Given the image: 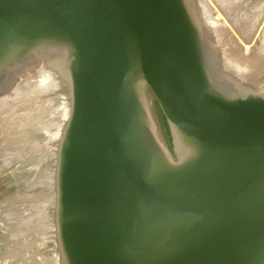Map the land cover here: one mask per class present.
Returning <instances> with one entry per match:
<instances>
[{
    "label": "water",
    "instance_id": "obj_1",
    "mask_svg": "<svg viewBox=\"0 0 264 264\" xmlns=\"http://www.w3.org/2000/svg\"><path fill=\"white\" fill-rule=\"evenodd\" d=\"M40 65L71 104L60 264H264V96L193 0H0V96Z\"/></svg>",
    "mask_w": 264,
    "mask_h": 264
},
{
    "label": "bare ground",
    "instance_id": "obj_2",
    "mask_svg": "<svg viewBox=\"0 0 264 264\" xmlns=\"http://www.w3.org/2000/svg\"><path fill=\"white\" fill-rule=\"evenodd\" d=\"M252 2H253L252 0H197V2L195 1L196 6L198 5L199 10L197 9V12L199 11L198 15L200 16V19L202 20L206 29L212 35L214 42L216 44V48L221 52V61L223 63L222 64L223 70L229 76H232V77L237 76L241 78L240 80H242V82L245 83L244 86L246 87H249V86L251 87V85L248 86L247 83L249 84L251 83V81L256 83V79L258 77H261L260 76L261 73L262 75L264 74V0H255L253 4H250ZM23 77H24L23 81H26V80L29 81L30 79L36 78L35 81L31 80L32 83L28 85L29 86V88L27 89L28 91H22L21 86L23 84L22 85H19V84H21V82L23 81L20 79V82L14 86L12 91L0 96V128H1L0 129V160L3 159V165L0 166V174L3 171H5V168L7 166L11 167L13 163L15 164L21 161L24 158V155H26V153L23 155L24 151L26 150V146L20 145L22 143L20 141L23 140L22 137H24L25 132L28 131V129L27 130L25 129H26V126L28 127V125L30 124L28 122V120L30 119V118L28 119L30 114L29 115L26 114L27 115L26 116L24 115L26 111H23L24 113L23 115H21L22 113L19 114L17 112L18 109H20L22 106H25L23 105L25 104L23 98L27 96L29 97L32 93L36 91H38L39 93L46 92L49 89L57 90L55 88L58 87L57 85H55L56 83L54 84V79H53L54 76L52 72H50L45 67V65H40L36 70H33L32 72L28 73L27 75ZM261 78H264V77L262 76ZM253 89L255 90V88ZM65 100L69 101V102L62 103V106L65 109L64 114H66V119L64 120H66L67 122L71 114L70 113L71 104H70L69 94H68V98L67 99L65 98ZM22 108H23L22 110L25 109L24 107ZM26 108H29V106ZM28 112L31 113V111H27V113ZM60 124L63 125L66 123H63V124L60 123ZM59 127H61V129L63 130L62 126H59ZM57 134L60 135L61 133L59 134L57 132ZM10 135L12 136V138L15 139V143L12 144L13 146L11 144L8 145L7 144L8 142L5 141V138H7L6 140H8L9 139L8 137ZM26 135L28 136L29 134L27 133ZM56 136L57 135L55 134V138ZM18 142L20 144H18ZM54 146L56 148L58 147V144L56 143ZM55 180L56 178H53L51 181V184L56 185ZM22 200L28 201V202L31 201V199L29 198H22V199L13 198L9 200L8 203H10V208L11 207L12 208L9 213L3 214L2 217L0 218L2 220L3 219L9 220L10 222H13V223L17 222V225H19V227L24 228L23 225H26V223L23 224L24 221H34L35 213L37 215H40L41 213L45 211L43 207L38 212L37 211L35 212L34 206L37 205L38 203L35 202L34 204V201H31V203H23ZM35 200L37 201L38 199H35ZM42 202L43 200L41 201V203ZM3 203L8 204L7 202L6 203L3 202ZM4 215H5V218H4ZM53 216L55 217V214ZM54 217L53 219H55ZM13 218H15L16 222ZM51 218L49 217V219ZM45 221H47V219ZM53 222L52 221L47 222L46 224L50 223L48 227L51 228L50 229L52 230L51 233L53 232L52 237H55L57 234V232H55L56 223H53ZM17 235H20V234L18 232L15 233L14 238H16ZM24 252L26 251H21V250L18 251L19 254L17 253V256L23 257ZM8 254L10 256L11 253L8 252L7 255ZM31 261L34 262V258H32ZM35 263L36 264H47V263L60 264V257L57 256L55 259L51 258L48 260H42L40 258H36Z\"/></svg>",
    "mask_w": 264,
    "mask_h": 264
},
{
    "label": "rangeland",
    "instance_id": "obj_3",
    "mask_svg": "<svg viewBox=\"0 0 264 264\" xmlns=\"http://www.w3.org/2000/svg\"><path fill=\"white\" fill-rule=\"evenodd\" d=\"M193 1L197 2V0H193ZM197 9H198V5H197ZM52 74L54 76L53 78L54 84L56 83L55 85L58 86L57 88H55L57 90L49 89L46 92H40L41 94L43 93L42 95L38 91H36L32 93L29 97L27 96L23 98L24 103H25L23 105L25 106H22V107H24L25 109L22 110L23 108L21 107L20 109L17 110V112L19 114L22 113L21 115L24 114L23 111H26L24 115L30 114V116L28 117V119L30 118L28 120L30 124L28 125V127L26 126L25 130L28 129V131L26 132L24 131L25 135L24 137H22L23 140L20 141L22 143L20 144L18 142V144L26 146V150L23 153V155L25 153L26 155H24V158L21 161L15 164L13 163L11 167L7 166L6 167L7 169L5 168V171H3L0 174V194L2 195L0 196V217H2V215L5 213L10 212L12 207L10 208V203H8V201L13 198L15 199L16 198H20V199L29 198L31 199V201H34V204L35 202L38 203L37 205L34 206L35 212L36 211L38 212L43 207L45 211L40 214L41 217L40 215H37L34 212L35 213L34 221H24L23 224L26 223V225H23L24 228L19 227V225H17L15 218L13 219L15 220L16 223L3 219L5 221L4 222L0 218V264H36L35 263L36 258H40L42 260H48L51 258L55 259L57 256L60 257V263H61V256H60L58 245H57V234L55 237H52L53 232L51 233L52 230H50L51 228L48 227L50 223L48 224L46 223L51 222V221L52 222L54 221L53 223H55V219H53L54 217L53 215L55 213L54 203H56V200H55L56 199V191H55L56 185L51 184V181L53 178H56V158H57L58 147L55 148L54 145L56 143L59 144L58 141L60 140L62 136V129L59 126H62L63 128V126L65 125L63 123H66V120H64L66 119V114H64L65 109L63 108L62 103L69 102V101L65 100V98L66 99L68 98V93L66 92V89L64 88L61 79L58 78V76L54 72H52ZM260 76L264 77V74L262 75L261 73ZM261 77H258L259 79L255 78L256 83L251 81V83L253 84L247 83V85L248 86L251 85L252 88L249 86L248 87L249 89H252L253 91H256L257 93H260L264 96V78H261ZM23 79L24 77L21 78L22 81ZM33 79H30L29 81L28 80L23 81L21 82V84H19V85L23 84L21 86L22 91H28L27 90L29 88L28 85L32 83L31 80L35 81L36 78L34 80ZM238 80H239V77H238ZM240 82H242V80ZM253 88H255V90ZM28 106L29 108H26ZM27 111H31L32 114L30 112L27 113ZM60 123H62L63 125H61ZM57 132L61 134L58 135ZM27 133L29 134L28 136L26 135ZM55 134L58 137L56 136L55 138ZM8 138H9L8 140H6L7 138H5V141L8 142L7 143L8 145L10 144L12 145L15 143V139L12 138L11 135ZM2 165H3V159L0 160V166ZM34 198L38 200L36 201ZM42 200L43 202L41 203ZM31 201L29 202L23 201V203H31ZM3 202L5 203L7 202L8 204H4ZM49 217L50 218L52 217V218L49 219ZM4 218H5V215H4ZM46 219L47 221H45ZM17 232L20 235H17V237L14 238V235ZM55 232H57V229ZM20 250L26 251L23 253L24 255L23 257L17 256V253ZM8 252L11 253L10 256L9 254L7 255ZM32 258H34V262L31 261ZM47 264H50V263H47Z\"/></svg>",
    "mask_w": 264,
    "mask_h": 264
},
{
    "label": "flooded vegetation",
    "instance_id": "obj_4",
    "mask_svg": "<svg viewBox=\"0 0 264 264\" xmlns=\"http://www.w3.org/2000/svg\"><path fill=\"white\" fill-rule=\"evenodd\" d=\"M253 2L252 3H250V4H253L254 2H255V0H252ZM251 2V1H250Z\"/></svg>",
    "mask_w": 264,
    "mask_h": 264
},
{
    "label": "trees",
    "instance_id": "obj_5",
    "mask_svg": "<svg viewBox=\"0 0 264 264\" xmlns=\"http://www.w3.org/2000/svg\"><path fill=\"white\" fill-rule=\"evenodd\" d=\"M169 131V130H168ZM168 134H169V132H168ZM170 144H171V139H170Z\"/></svg>",
    "mask_w": 264,
    "mask_h": 264
}]
</instances>
